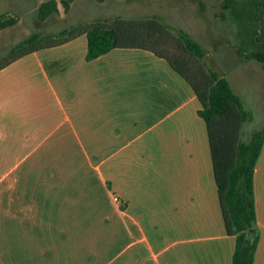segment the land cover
Segmentation results:
<instances>
[{"label": "crops", "instance_id": "obj_1", "mask_svg": "<svg viewBox=\"0 0 264 264\" xmlns=\"http://www.w3.org/2000/svg\"><path fill=\"white\" fill-rule=\"evenodd\" d=\"M79 38L0 70V263L231 264L235 237L224 227L191 87L146 50L86 60V41L81 54L72 47ZM46 51L54 54L41 59ZM29 56L36 70L17 76ZM8 82L10 94L2 89ZM17 83L27 91L17 92ZM46 145L90 147L91 155L36 153ZM253 195L262 226L253 264H264V139Z\"/></svg>", "mask_w": 264, "mask_h": 264}, {"label": "trees", "instance_id": "obj_2", "mask_svg": "<svg viewBox=\"0 0 264 264\" xmlns=\"http://www.w3.org/2000/svg\"><path fill=\"white\" fill-rule=\"evenodd\" d=\"M72 1L43 0L36 16L44 21L59 5L67 12ZM218 15L222 18L229 15L238 24L242 43L236 53L246 60H256L264 71V0H220ZM18 21L17 14L1 12L0 30ZM81 36L86 39V60L116 48L146 50L166 60L188 83L201 104L197 113L206 124L224 227L227 234L235 237L231 264H253L259 236L255 226L253 175L264 139V125L254 129L248 140L241 138L243 124L252 115L228 78L206 64L205 49L186 30L173 31L157 16L98 18L56 33L32 32L0 57V70L28 54L61 46Z\"/></svg>", "mask_w": 264, "mask_h": 264}, {"label": "rangeland", "instance_id": "obj_3", "mask_svg": "<svg viewBox=\"0 0 264 264\" xmlns=\"http://www.w3.org/2000/svg\"><path fill=\"white\" fill-rule=\"evenodd\" d=\"M41 1L43 0H0V13L10 12L19 16V21L15 25L0 30V57L12 45L35 31L41 34L56 33L62 28L98 18H113L115 16L149 18L157 16L173 31H177L179 28L186 30L205 49L203 60L206 64L228 78L243 106L252 115V118L243 124L241 138L248 140L254 129H259L264 125V71L256 60H246L236 53V48L242 43V35L239 32L238 24L231 16L226 15L222 18L218 15L220 0H103L101 2L97 0H73L67 12L59 5L56 12H53L44 21H40L36 16V9ZM85 41L84 36L79 38L78 41H74L75 45L72 47H74L77 54L84 51ZM49 53L48 51L41 52L39 57L45 59L47 55L54 54V52ZM58 56L59 54L55 55V57ZM28 59H33V56L25 58V61L23 60L18 64L20 66H17V70L14 72L17 76L33 73L36 70L34 66H31V63L26 62ZM7 73L11 74V71L4 72V74ZM15 87L17 92H25L28 84L17 83ZM2 89L10 94L11 82L5 83ZM8 96L10 98V95ZM28 150H30V147L21 150L20 153ZM38 152L66 154L67 156L82 155L83 157L85 154L91 155V148L83 147L81 151L80 147L70 145L65 147L62 145H46L37 147L36 153ZM83 168L90 169L86 165ZM100 201L106 204L108 209V203L101 199ZM107 209H100L99 214L102 215V212L105 214ZM89 218L82 222L83 226L81 224L82 234H86L90 229L86 222ZM92 220L94 222V214ZM102 226L105 225L100 224V238L102 237L103 240L105 239L106 230ZM255 226L259 234L262 226L258 225L257 222ZM52 227L51 245L52 247L56 245L55 249L57 250L61 243L58 244V237L53 236L54 229ZM262 233H264V230ZM9 235L13 238L12 232ZM178 236L181 235L178 234ZM102 240L100 239V243L105 246V241ZM75 244L76 242H74V246ZM102 244H100V249ZM56 253L59 254L57 251ZM51 254H54L53 250ZM56 259L51 258L50 260L57 264ZM28 260L29 258H25V264H30ZM37 260L42 264V259Z\"/></svg>", "mask_w": 264, "mask_h": 264}, {"label": "built area", "instance_id": "obj_4", "mask_svg": "<svg viewBox=\"0 0 264 264\" xmlns=\"http://www.w3.org/2000/svg\"><path fill=\"white\" fill-rule=\"evenodd\" d=\"M111 196H112V200H113L115 203H120V202H121V199H120L119 195L112 193Z\"/></svg>", "mask_w": 264, "mask_h": 264}]
</instances>
